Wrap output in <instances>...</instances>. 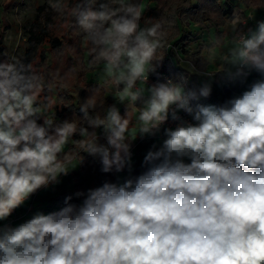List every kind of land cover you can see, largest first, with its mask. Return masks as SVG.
I'll list each match as a JSON object with an SVG mask.
<instances>
[{"label":"clouds","instance_id":"obj_1","mask_svg":"<svg viewBox=\"0 0 264 264\" xmlns=\"http://www.w3.org/2000/svg\"><path fill=\"white\" fill-rule=\"evenodd\" d=\"M48 2L90 43L88 66L103 65L115 103L99 115L97 85L79 104L82 117L58 121L49 115V94L63 87L57 77L0 58V264H264V21L234 40L227 77L259 78L203 105L212 77L188 90L183 78L148 84L172 21L145 19L142 0ZM161 136L144 171L132 175L133 141ZM81 152L98 158L102 173L128 176L77 190L59 210L5 223L38 191L59 185Z\"/></svg>","mask_w":264,"mask_h":264},{"label":"rangeland","instance_id":"obj_2","mask_svg":"<svg viewBox=\"0 0 264 264\" xmlns=\"http://www.w3.org/2000/svg\"><path fill=\"white\" fill-rule=\"evenodd\" d=\"M218 1V7L213 4L214 2L209 3L211 8L207 4L208 11L206 13L207 16H211V20H206L202 24H191L186 29L190 33L189 41L181 44L176 50V53L180 55V63L182 66H188L191 70L199 72V86L202 82L209 80V77H212L213 83L214 75L217 72L220 73L221 58L224 55L226 60H228V65L226 70L220 74V78L227 83L229 72H235V67L229 62V58L234 38L240 32V21L245 18L246 14H250L252 17L251 27L256 25L257 21H264V0H245L247 2L244 3L242 1L239 5H235L237 1L235 2L234 0ZM64 2L68 8H71L76 0H64ZM41 4L48 5L52 10L54 15L52 24L54 26V35H57L60 39V45L54 50H50V52L45 51L43 56H40V50L47 43L36 42V38L33 36L36 29L34 22L38 15L37 8ZM142 4L144 6L145 19L151 18L153 22L160 19V11L157 9L160 6L156 7L157 0H142ZM225 9L227 10V14L223 13ZM71 25L72 18L55 12L50 7L48 0H0V35L2 37L0 41V58L6 59L7 57L14 56L26 63H31L43 75L44 68L48 66L50 73L67 86L72 85V80L79 74L85 81L86 87L88 89H94L96 83L104 84V79H106L104 77L103 65L101 64L97 68L87 70L89 67V49L91 45L87 42L83 34L74 30ZM141 25L143 26V20L141 21ZM221 30H224L222 40H220ZM215 31L217 36H215ZM34 49L37 50V53ZM197 51H200L201 55L207 59L208 64L204 70H201L200 66H194L192 54ZM28 58H32L31 62L28 61ZM71 68H75L76 71L74 73L69 72ZM60 77H65V79L61 81L59 79ZM154 83L157 82L149 78L148 84L151 85ZM228 84L230 83L228 82ZM105 86L107 87V96L111 99L112 104L115 103L114 98L110 95L112 86L110 84ZM233 96L236 95L230 93L229 98ZM49 97L51 104L55 105L58 102L56 90L49 94ZM146 97L147 93H145ZM43 100L44 96L42 95L40 101L43 102ZM209 104H211L209 98L203 99V105ZM117 107L119 110L122 107L123 110H120V113L124 115L127 107L126 104H118ZM49 115H55L53 108L50 109ZM39 122L42 123V120ZM133 123H135V117H133ZM135 141H133L132 145ZM157 142L159 143V141ZM150 143L151 141H148L137 146L135 154L133 155V168L141 163L144 155L152 145H148ZM141 147H145L146 151H140ZM73 162L77 163L78 160ZM80 165L81 163L73 171H76ZM73 171L68 176L61 177L62 182L59 185L53 186L48 190L38 191L32 198L31 206L26 216L21 218L16 217L24 211L22 208H19L12 226L26 221L37 212L48 214L50 211V201L48 199L62 189L73 188L74 181L71 175ZM114 175L116 179L117 175H119L120 179L123 180L128 176V172L125 171L120 174L114 173Z\"/></svg>","mask_w":264,"mask_h":264},{"label":"trees","instance_id":"obj_3","mask_svg":"<svg viewBox=\"0 0 264 264\" xmlns=\"http://www.w3.org/2000/svg\"><path fill=\"white\" fill-rule=\"evenodd\" d=\"M234 1H237L235 5H239L242 1L244 3L247 2L245 0ZM212 2H214L213 4L217 5L218 7V0H157L156 7L160 6L159 8H157L160 11V19L172 21V26L168 30L167 36L169 46L166 50L163 51L162 64L157 68L156 73H153L150 76L151 80L155 82H161L162 74L166 73L174 81H180L181 78H183V80L185 81V88L187 90L199 87V72L191 70V68H189L188 66H182V64L180 63V55L176 53V50L177 47H179L181 44H185L189 41L190 33L186 29L190 27L191 24H202L206 20H211V16H207L206 12L208 11L207 4L209 6V3ZM246 4L247 6H249L248 3ZM209 7L211 8V6ZM37 9L38 15L36 17V21L34 22L36 29L35 33H33V36L34 38H36V42L45 44L47 43L46 46L42 47L40 50V56H43L45 51L50 52V50H54L56 47H58L60 45V39L57 35H54V26L52 25L54 21V15L52 10L46 4L39 5ZM223 13L227 14V10H223ZM218 24L220 25V23ZM255 27L256 25L252 26L251 28L255 29ZM239 29H242L240 25ZM223 31L224 30L220 31V40L223 39ZM215 36H217L216 31ZM1 38L2 37L0 35V41ZM36 49H34V51ZM192 57L194 66H200L201 70H204V68L208 64L206 57L202 56L200 51L194 52L192 54ZM31 59L32 58H28V61L31 62ZM220 64V73L217 72L213 77L214 79L212 83V94L209 97L210 102L216 105L223 103L230 96L228 82L226 83L220 78V74H222V72L226 70V67L228 65V60H226L225 55L221 58ZM90 69V67L87 68V70ZM43 73L45 76L51 74L48 66L44 68ZM56 82L57 84H62L63 87L56 88L58 102L55 104V107H53L55 118L59 121L63 119H79L80 117H82V113L79 112V104L91 94L93 89H88L86 87L87 85L85 81L79 74H77L72 80V85H64L58 79ZM97 85H99L98 88ZM95 88H97V102L101 105H105L104 108L98 109V114L102 116L107 106L112 104V101L107 96V87L104 84L96 83ZM198 102L203 104V99L201 98ZM120 110H123L122 107ZM81 123L84 122L81 121ZM97 132L100 136V142L106 144L103 130L97 129ZM75 138L79 139L78 136ZM80 155L83 157V162L81 163L80 167L76 171H73L71 174L74 181L73 188L62 189L54 196H51L48 199L50 201L49 212L59 210L61 207H63L65 197L77 190H87L89 188L101 186L102 183L106 180L113 182L116 181L114 173L101 172V164L98 158H93L87 153L83 152H81ZM142 161L139 165H136L133 168L132 175H138L139 173L144 171V168L142 167ZM72 202L79 203V201L75 198Z\"/></svg>","mask_w":264,"mask_h":264},{"label":"built area","instance_id":"obj_4","mask_svg":"<svg viewBox=\"0 0 264 264\" xmlns=\"http://www.w3.org/2000/svg\"><path fill=\"white\" fill-rule=\"evenodd\" d=\"M251 22H252V17L250 14H246L245 18L243 20L240 21L239 25L241 26V30L239 33H237L235 39L242 33H246L247 30L249 28H251ZM258 74L256 73H252L247 81H246V84L243 88V91L247 89L248 85L251 84L254 80L258 79ZM168 79H172L168 74L166 73H163L162 76H161V82H164ZM187 90V89H186ZM243 91H240L239 93L241 94ZM193 104L197 103L196 101H193L192 102ZM199 103V102H198ZM201 104V103H200ZM180 115L188 120V121H191L192 118L191 116H188L186 115L185 113L181 112ZM166 127H175V122H172L171 120H169L168 124L165 125ZM162 139V136L161 137H155V138H149V137H145L144 139H141V138H137V140L135 141V143L132 145V152H133V155L135 154V151L137 149V146L142 144V143H145V142H148V141H154V142H157V141H160ZM34 196V195H33ZM33 196L31 197V199L29 201L26 202V204L20 208H22V213H20L19 216H16V214L18 213V209L12 214V216L7 220V224H10V225H13L14 224V220H15V216L18 217V218H21V217H24L27 215V213L29 212V209H30V206H31V201H32V198Z\"/></svg>","mask_w":264,"mask_h":264},{"label":"crops","instance_id":"obj_5","mask_svg":"<svg viewBox=\"0 0 264 264\" xmlns=\"http://www.w3.org/2000/svg\"><path fill=\"white\" fill-rule=\"evenodd\" d=\"M230 83V82H229ZM245 84H246V82L244 83V84H240L239 82H237V83H230L229 84V93H232V94H234V95H240V91H243V88H244V86H245ZM240 87V88H239ZM212 104V103H211ZM153 142L154 141H151V143L150 144H148V145H151V144H153ZM156 143H158V142H156ZM146 148L145 147H141L140 148V151H144ZM146 151V150H145ZM5 223H7V221L5 222Z\"/></svg>","mask_w":264,"mask_h":264}]
</instances>
